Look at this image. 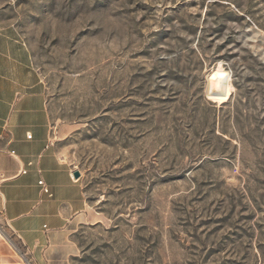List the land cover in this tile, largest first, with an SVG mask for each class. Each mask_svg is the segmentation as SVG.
Listing matches in <instances>:
<instances>
[{"label":"rangeland","instance_id":"rangeland-1","mask_svg":"<svg viewBox=\"0 0 264 264\" xmlns=\"http://www.w3.org/2000/svg\"><path fill=\"white\" fill-rule=\"evenodd\" d=\"M7 24L83 175L72 264H264V0H0Z\"/></svg>","mask_w":264,"mask_h":264},{"label":"crops","instance_id":"crops-1","mask_svg":"<svg viewBox=\"0 0 264 264\" xmlns=\"http://www.w3.org/2000/svg\"><path fill=\"white\" fill-rule=\"evenodd\" d=\"M53 127L29 42L0 26V264H72L77 255L73 234L91 212Z\"/></svg>","mask_w":264,"mask_h":264},{"label":"water","instance_id":"water-1","mask_svg":"<svg viewBox=\"0 0 264 264\" xmlns=\"http://www.w3.org/2000/svg\"><path fill=\"white\" fill-rule=\"evenodd\" d=\"M230 77L231 74L227 70L212 71L208 81L207 93L209 95H226L228 92V81L230 80ZM74 174L79 176L80 171L76 170Z\"/></svg>","mask_w":264,"mask_h":264},{"label":"built area","instance_id":"built-area-1","mask_svg":"<svg viewBox=\"0 0 264 264\" xmlns=\"http://www.w3.org/2000/svg\"><path fill=\"white\" fill-rule=\"evenodd\" d=\"M29 136H31V135L29 134ZM23 171H25V170H23ZM39 182H40V184H42L43 189H44L46 192H49V187L45 184V182H44L43 180H39Z\"/></svg>","mask_w":264,"mask_h":264}]
</instances>
